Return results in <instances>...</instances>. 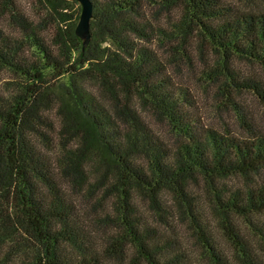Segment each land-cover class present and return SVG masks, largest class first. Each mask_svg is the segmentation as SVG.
Here are the masks:
<instances>
[{"label": "trees", "instance_id": "16d2710c", "mask_svg": "<svg viewBox=\"0 0 264 264\" xmlns=\"http://www.w3.org/2000/svg\"><path fill=\"white\" fill-rule=\"evenodd\" d=\"M30 3L33 17L19 0H0V19L21 36L0 29V73L19 81L0 97V264H191L164 235L175 221L169 198L208 264H263L237 220L264 248V223L252 221L264 215V134L202 131L170 69L191 68L196 44L203 66L206 52L214 58L201 71L214 98L250 93L264 107V82L231 68H264V12L238 13L220 0ZM146 116L180 138L174 149ZM233 179L243 188L225 185ZM200 182L231 257L197 208L191 188ZM83 203L103 214L89 219ZM98 229L110 230L101 244Z\"/></svg>", "mask_w": 264, "mask_h": 264}, {"label": "rangeland", "instance_id": "374dc122", "mask_svg": "<svg viewBox=\"0 0 264 264\" xmlns=\"http://www.w3.org/2000/svg\"><path fill=\"white\" fill-rule=\"evenodd\" d=\"M19 2L22 8L30 15V17H33L35 12L33 13L34 10L30 6V0H19ZM220 2H222L224 5L231 6L232 9L238 13L264 12V0H220ZM0 29H2L6 34L13 37H21L17 33L16 29L8 24L7 19H0ZM137 43L138 45H145V42L142 40H137ZM190 53L193 61L191 68L183 67V69L181 70V74L176 73L174 69H170V72L173 75L172 77L175 84L180 86L183 90L186 89L190 97L192 98L194 105L188 108L187 111L190 113V117L196 118V120L198 121L197 126L202 131L209 129L225 133L226 130L233 133L236 137L239 138L248 137L249 134L247 132L250 130L254 132L260 131L264 134V107L258 103L255 97H253L250 93H244L239 97H233L231 101H218L216 98H214V95L217 92L216 86L209 84L208 80L205 81L203 75L201 74V71H204L208 68L207 66L213 67L212 61L214 60V58L206 52L204 56V64L206 66H203L201 55L196 50V44H194V46L190 49ZM28 54L30 58H33V54L31 51H29ZM231 68L234 69V71L240 76H250L252 78L260 79L264 82V68L261 66L234 61V64H232ZM18 83L14 75L10 72H1L0 97L8 98L13 92H16V84ZM98 96L99 95L97 94V97ZM233 104H235L241 111L246 114V116L248 117V124L250 125V128L246 129L240 127L237 121L238 113L232 110ZM229 105H231V107ZM47 113H50V120L55 127V132L51 133V137L53 139V150L52 153L48 154L52 157L57 152L59 143L56 135V131L59 128V121L57 116L55 115V113H57V105H52L51 110ZM147 120L156 136L159 137L168 148L174 149L177 143L180 141V138H178L172 131H170V129L166 125L158 123L152 118H148ZM225 185L227 187H232L235 189L243 188L241 181H238L236 179L226 181ZM191 192L192 194H194L197 208H199V210L201 211L203 218L207 222L215 241L219 245L220 249L228 257H231V245L219 230L216 218L214 217L212 211L211 196L206 193L203 183L200 182L198 183V185H194L191 188ZM167 201L168 202L166 204H169L177 213V209L174 206L173 201L170 200V198ZM90 204H92V202ZM82 206L88 211L87 216L89 219H93L95 216H101L103 214V212L100 210H98V212L96 213H93L91 210L92 206L87 205L86 203H83ZM175 212L173 229L164 231V235L178 242L179 248H181L182 251L186 252L190 257L189 262L191 264H208L202 258L201 250L195 245L194 238L186 229V224H183L182 222H180V219H177L178 214H176ZM147 218L151 220L150 216H147ZM237 221L240 229L246 235L255 254L258 258L261 259L262 263L264 264V248L262 247L263 245L261 244L260 240L251 232V228H249L248 223L245 220L239 219ZM252 221L264 223V215L254 216L252 218ZM109 232L110 230H96L95 239L97 243L101 244ZM112 264L125 263L115 262Z\"/></svg>", "mask_w": 264, "mask_h": 264}]
</instances>
